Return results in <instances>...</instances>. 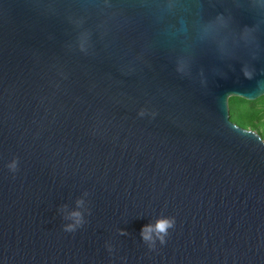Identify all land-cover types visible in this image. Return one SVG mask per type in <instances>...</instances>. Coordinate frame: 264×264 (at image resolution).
I'll return each mask as SVG.
<instances>
[{"label": "water", "instance_id": "obj_1", "mask_svg": "<svg viewBox=\"0 0 264 264\" xmlns=\"http://www.w3.org/2000/svg\"><path fill=\"white\" fill-rule=\"evenodd\" d=\"M263 95L264 0H0V264H264Z\"/></svg>", "mask_w": 264, "mask_h": 264}, {"label": "trees", "instance_id": "obj_2", "mask_svg": "<svg viewBox=\"0 0 264 264\" xmlns=\"http://www.w3.org/2000/svg\"><path fill=\"white\" fill-rule=\"evenodd\" d=\"M228 103L231 121L243 128L260 129L261 134L264 133V95L256 100L232 96Z\"/></svg>", "mask_w": 264, "mask_h": 264}, {"label": "clouds", "instance_id": "obj_3", "mask_svg": "<svg viewBox=\"0 0 264 264\" xmlns=\"http://www.w3.org/2000/svg\"><path fill=\"white\" fill-rule=\"evenodd\" d=\"M73 215L74 216H79V213L78 212L77 213H73ZM169 225H170V222L168 220L161 219V220H159L156 223L155 228H156V230L158 232L164 233V232H166V229L169 227ZM144 238L145 239H148L149 238L148 235H147V233H144ZM161 242H163V237H161Z\"/></svg>", "mask_w": 264, "mask_h": 264}, {"label": "rangeland", "instance_id": "obj_4", "mask_svg": "<svg viewBox=\"0 0 264 264\" xmlns=\"http://www.w3.org/2000/svg\"><path fill=\"white\" fill-rule=\"evenodd\" d=\"M263 129H264V127H263ZM261 138H263L264 137V133L263 134H261V132H260V129H253Z\"/></svg>", "mask_w": 264, "mask_h": 264}, {"label": "bare ground", "instance_id": "obj_5", "mask_svg": "<svg viewBox=\"0 0 264 264\" xmlns=\"http://www.w3.org/2000/svg\"><path fill=\"white\" fill-rule=\"evenodd\" d=\"M250 129V128H249ZM253 130V129H252Z\"/></svg>", "mask_w": 264, "mask_h": 264}]
</instances>
